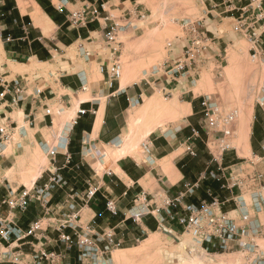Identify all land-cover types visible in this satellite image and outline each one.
Returning <instances> with one entry per match:
<instances>
[{
  "label": "crops",
  "instance_id": "obj_1",
  "mask_svg": "<svg viewBox=\"0 0 264 264\" xmlns=\"http://www.w3.org/2000/svg\"><path fill=\"white\" fill-rule=\"evenodd\" d=\"M56 1L58 6L55 4ZM33 2L40 7L45 23L53 28V32L55 28L57 30L62 28L64 30H76L70 32L75 37L72 42L59 39L58 43L52 44L50 42L51 37H49L52 34L51 30L48 29L50 35L46 36L34 25L31 17L33 12L31 5H27L26 10H23L17 0H0V14L2 15L0 18V80L11 82L26 75L19 73L15 75L13 71L9 70L10 63L16 64L17 68L28 66V64L20 61L19 57H24L29 62L34 61L39 65H44L53 61L55 53L58 54V48L61 46L66 49L76 47L77 51L73 56L66 57L61 62L60 67H58V79L53 74L50 75L55 81L48 84L47 93L38 97L35 90H40V87L35 83L29 90V92L34 93V98H27L18 104L11 102V96L0 100V121L7 122V124L16 122L18 124L17 120H19L26 132L27 126H29L30 130L34 131L32 138L26 133L29 141H36L39 144V139L45 144V148L48 146L55 148L69 140L67 146L58 149L56 160L51 162L52 167L48 173L42 174L33 183L32 188L42 186L53 173L64 176L70 175L69 177L66 176L71 183L67 180L68 188L59 189L54 193L52 204L59 208L65 204L67 197L71 194L68 191L74 190L71 185L77 186L73 179L78 180V176L88 167L91 170H88L89 175L81 178L84 190L80 195H77L78 199H76L80 209L81 226L83 228L92 227L94 233L113 230L115 242L120 245L130 241H139V238L133 234L134 230L143 236L153 233L154 229L161 230L162 228L173 235L182 233L184 227L178 219L171 220L165 212L162 213V216L156 213L154 216L146 215L148 208L140 206V203H143V198L146 197L149 207L151 206L153 209V203L158 194L176 197L185 190V184L194 185L198 182H200V187L186 199L187 203L200 205L203 201L210 200L209 193L211 192L213 196L219 197L221 201L225 202L223 210L229 213L232 218L237 219L242 212L247 211L253 223L262 225L264 228V212L256 213L254 211L250 199L251 192L247 191L242 195L246 201V207H244L237 189L233 191L222 190L221 183L209 177L200 181L210 171H217L219 166L238 174L241 170L243 178L247 179V171H244V163L241 162L238 152L230 158L223 152L219 160L215 161L217 162L215 165L210 155H208L207 161L201 162L202 151L199 149V144H194L196 156L193 157L185 153L186 150L183 147H185L186 142L196 136L195 129L192 127V117L197 114L196 111L201 105L202 99L208 96L209 89L198 90V60L195 71L191 70L185 78L174 82L167 77L166 70L173 67L177 62L183 61L186 57V51L190 47L184 31V37H179L175 42H170L171 46L168 44L166 59L156 72H144L142 73L143 78L133 83H122L119 80L111 88L106 83L105 74L101 71V66L110 62V56L102 43L103 33L108 28L102 23L104 19L98 22H90L80 29H74L69 23V12L72 10L71 8L77 6L76 2L72 0H33ZM245 4H247V0H234L232 4H227L230 11L236 12L232 13V17L229 19L235 20L240 13L239 9ZM62 8H65L64 12ZM212 12L208 10V13ZM202 24L205 26L203 22ZM134 26H130V28L132 27L131 30H138V27ZM211 45L217 47L216 43ZM124 50L123 44L122 54ZM84 52H88L89 57ZM2 90L0 83V91ZM155 90L160 91L164 96L171 93L170 97L178 95L187 99L183 103L184 115L181 117L185 125L175 130L161 132L158 129L151 132L149 138L152 140L150 139L148 143H150L152 152L147 157L144 154H138L130 147L123 148V136L130 124L127 113L135 103L144 101L145 98H151ZM59 91L67 93L53 97L47 96V94H59ZM70 93L77 95L76 102H73ZM76 93H81L83 97ZM260 102L262 101L259 98L258 103L263 117L259 120L257 112H254L247 134L246 148L253 157V163L262 165L264 163V105H261ZM57 103L65 106L67 110L74 109L75 115L66 119L62 128L54 129L55 117L54 115L47 116L45 111L46 108H53ZM80 109L86 110L87 114L79 116L78 111ZM101 109H103V119L99 131L95 133L94 127ZM16 110L19 111V115L14 121L11 116ZM92 110L95 111V114ZM2 115L5 117L2 118ZM8 120L10 121L8 122ZM4 123L0 122V124ZM89 144L95 145L98 150L103 148V145L113 144L114 147H117V154L122 151H126V154L116 160L107 159V161L105 155L101 165L106 169L102 175L98 171L95 175L90 165L95 168L97 163L90 164V160H93L86 158L85 153ZM5 150L0 149V171L3 172L4 169H8L4 165L8 160L4 157ZM181 150L184 151L179 153ZM68 158H71L70 163ZM252 173L259 172L253 171ZM88 181L98 186L99 192L86 205L82 198L87 189H85L87 187L85 185ZM11 190L15 191L0 180V218L9 214L2 201L11 193ZM60 190H63L62 194H59ZM253 192H257L264 198V189H256ZM138 198L141 200L137 201ZM107 200L115 201L118 210L116 216L106 210ZM32 209H36L34 204L31 205L27 213L16 214L15 212L14 215L12 214L18 228L24 231L28 230L33 222L41 219L45 214L44 210L40 209L32 217ZM175 211L180 212L181 208L178 207ZM136 213H141L138 221L131 218ZM66 233L73 234V231L67 229ZM17 247L25 255L23 264H80L77 250L65 251L62 244L59 243V233L54 229L35 237H29L20 243L14 242L10 247L6 244L0 245V264H11V258L6 252L8 250L11 252ZM42 248L47 253L54 254V259L51 261L43 260L41 263L35 260V252H40ZM72 253L75 256H72Z\"/></svg>",
  "mask_w": 264,
  "mask_h": 264
},
{
  "label": "rangeland",
  "instance_id": "obj_2",
  "mask_svg": "<svg viewBox=\"0 0 264 264\" xmlns=\"http://www.w3.org/2000/svg\"><path fill=\"white\" fill-rule=\"evenodd\" d=\"M17 1L20 5V0ZM25 1L27 5L33 3V0ZM72 1L77 5L69 12V23L74 29L82 28L84 23L73 25L71 14L86 11L87 25L88 22H98L95 15H92L94 9L98 8H101L99 18L100 20L104 19L102 23L105 27H110L114 23L128 26V29L120 35V41L125 46L123 54L121 50L122 76L120 81L122 83H133L143 78L142 73L144 72H156L166 59L168 44L175 42L179 37H184L183 25L185 21L203 22L208 37L214 40L213 43H216L217 47L210 45L207 51L208 55L198 59V90L208 88V96L216 98L224 111L236 112V117L228 127L230 131L228 134L210 133L209 127L203 121L202 107L199 105L197 114L192 117V127L197 134L191 140L194 141V144H199V149L202 151L201 162L207 161L208 155H210L215 165L217 163L215 158L219 160L222 153L221 147L228 145L229 148L225 154L230 158L238 152L241 162L247 169H244L245 172L247 171L246 176L253 171L264 175V163L262 165L253 163V157L247 151V137L244 132V116L248 111L252 112L253 116L254 112H257L259 120L263 117L258 100L264 97V59H254L251 52L253 45L248 39L233 31L236 21L229 18L232 17V13L236 12L230 11L227 4H223V0ZM55 4L58 6L57 1ZM64 9L62 8L63 12ZM208 10L213 12L208 13ZM132 25L138 27V30L132 31V27L130 28ZM46 26L51 30L52 34L49 37H51L52 44L58 43L59 39L72 42L75 37L70 32L76 30H64L63 28L57 30L55 28L53 32L51 26L48 24ZM75 48L66 49L61 46L58 48V54L55 53L53 61L49 64L39 65L34 61L29 62L24 57H19L18 59L28 66L17 68L16 64L10 63L8 67L15 75L17 73L26 74L24 78L28 77L33 85L36 83L43 93H47L48 84L55 81L50 75L53 74L58 79V67L66 57L74 55L77 51ZM66 71L68 72V70ZM66 93L59 91V94H47V96L53 97ZM27 94L33 95V92L28 91ZM76 94L83 97L81 93ZM70 97L73 102H76L77 95L70 93ZM185 100L187 99L178 95L169 98L155 90L151 98H145L144 101L135 103L127 113L130 124L123 136V148L130 147L138 154L143 155L142 144L152 140L149 138L151 132L158 129L164 132L184 127L185 124L181 117L184 115L183 103ZM53 108L48 107L45 112L47 116L54 115V129L62 128L66 119L75 115L74 109L67 110L59 103ZM48 110L50 114H48ZM18 115L19 111L16 110L11 117L16 121ZM1 117L4 118L5 115ZM17 121L18 124L17 122L7 124V122L0 121L4 123L0 124V129L6 128L8 131L4 137L0 133V149H6L4 157L8 159L4 164L8 169H4V172L0 171V180L7 187L20 192L25 190V187L31 189L32 181L36 182L42 174L48 173L52 166L45 144L39 139V144L36 141H29L26 133L32 138L34 131L27 126L26 132L21 121ZM7 125H9L8 128ZM183 148L185 149V147ZM116 149L117 147L111 144L103 145L99 151L106 155V161L107 159L116 160L118 158ZM183 151L181 150L179 153ZM93 162L95 161L90 160V164ZM95 168L100 175L106 169L100 163H97ZM88 170L87 167V170L83 171V175L78 176V180L73 179L77 186L71 185L74 190L68 191V193H74L75 199H78L77 195H80L84 190L81 178L89 175ZM240 171V178H243ZM61 176L69 181L66 176L70 175ZM62 192L63 190H60L59 194ZM33 204L36 209H32V217L36 211L42 209L39 203L32 202L31 205ZM29 208L25 212L16 211V214L27 213ZM134 231L133 234L139 238V241L123 243L120 247L115 248L108 257V264H246L245 257L239 253H205L198 241L185 231L173 235L162 228L161 230L154 229L153 233L144 236L137 230ZM74 253L76 254V252ZM74 253L72 256H75Z\"/></svg>",
  "mask_w": 264,
  "mask_h": 264
},
{
  "label": "built area",
  "instance_id": "obj_3",
  "mask_svg": "<svg viewBox=\"0 0 264 264\" xmlns=\"http://www.w3.org/2000/svg\"><path fill=\"white\" fill-rule=\"evenodd\" d=\"M234 0H223L225 4H232ZM239 15L235 19L233 31L248 39L253 45L251 52L254 59H264V0H247V4L239 9ZM86 11H79L71 14V23L77 25L82 22L85 26L87 23ZM92 15L100 21L101 8L94 9ZM2 15L0 14V18ZM90 23V22H88ZM82 26V25H81ZM128 29V26L114 23L108 27L102 36L104 49L110 56V62L101 66L102 73L106 76V83L112 88L122 76L121 50L122 42L120 35ZM184 33L187 35L190 47L186 51V57L183 61L177 62L173 67L166 70L168 79L177 82L178 79L185 78L191 71H195L196 62L199 57H204L213 43V39L208 37L207 29L201 22L185 21L183 25ZM171 46V43H169ZM89 57L88 52H84ZM3 90L0 91V100L11 96V102L18 104L33 95H28V91L32 86L30 79L20 77L11 82H2ZM264 89V88H263ZM83 90L85 88L83 87ZM35 94L39 97L43 91L36 89ZM170 97L171 93H167ZM261 105H264V97L260 99ZM203 121L209 127V132L214 134H228L229 125L232 124L236 117V112H226L220 106L218 100L211 95L206 96L201 102ZM50 114V111H47ZM93 114L95 111L92 110ZM87 114V111L80 109L79 116ZM9 125H7V128ZM7 129L1 128L2 137L7 135ZM197 134V133H196ZM59 144L55 148L47 149V154L51 162H55L58 155V149L68 145ZM229 148L228 145L221 147V152H225ZM144 155L149 157L152 149L150 143L142 144ZM186 153L190 156H196L194 141L188 139L185 144ZM86 158H91L95 163L102 164L105 154L97 149L95 145H87L85 149ZM221 153V155H222ZM220 155V157H221ZM71 162V158H68ZM215 161H218L215 158ZM92 171L97 175V170L90 165ZM209 177L212 180L221 183L222 190L233 191L237 189L241 196V202L246 207V201L242 197L247 191L250 193V199L254 211L257 213L264 212V198L256 189H264V175L261 173H249L246 178H240L238 173L232 170H226L219 166L217 171H210L205 174L203 179ZM68 181L58 173L51 174V177L42 186L34 187L23 191H11V193L3 199L2 204L7 207L9 214L0 218V245L6 244L10 247L14 242L35 237L38 234L45 233L50 229H54L59 233V243L62 244L65 251L74 249L78 252V261L80 264H108V257L112 251L120 247L115 242V233L113 230L94 233V229L90 226L83 228L81 226L80 209L76 203L75 195L70 194L65 204L58 208L53 206L52 200L54 193L59 189L68 188ZM200 187L197 184H185V190L176 197H169L164 194H158L153 203L154 208L151 209L147 203L146 197L143 198L142 207L148 208L146 215L154 216L155 213L162 216L167 213L171 220L178 219L183 225L185 233L191 235L200 244L201 249L207 253H239L245 257L246 264H264V228L262 225L253 223L249 212L244 211L239 218H232L229 213L223 210L225 202L219 197H215L209 193L210 200L203 201L200 205L189 204L186 199L193 195ZM99 192L98 186L91 181L87 182V189L83 195V202L88 205L91 200ZM141 199L138 198L137 201ZM32 202H37L44 210V216L33 222L28 230L18 228L15 223L14 214L16 211L25 212ZM181 208L180 212H176V208ZM106 210L116 216L118 210L113 200H107ZM13 214V215H12ZM141 213L134 214L131 218L138 221ZM71 229L73 234H67L66 230ZM14 240V241H13ZM11 258V264H23L25 255L20 248L12 249L6 252ZM55 257L54 254L47 253L45 249L35 252L34 258L41 263L43 260L51 261Z\"/></svg>",
  "mask_w": 264,
  "mask_h": 264
},
{
  "label": "bare ground",
  "instance_id": "obj_4",
  "mask_svg": "<svg viewBox=\"0 0 264 264\" xmlns=\"http://www.w3.org/2000/svg\"><path fill=\"white\" fill-rule=\"evenodd\" d=\"M31 6L33 8V12L31 13V17H32V19L34 21V25L38 29H40V31L44 35H46V36L50 35V31H48V28L46 27V25L44 23L43 14L41 12L40 7L35 2H33ZM20 7H22L23 10H26L27 3H26L25 0H20ZM249 108H251V107H249ZM252 118H253V113L252 112H249V111L244 116V125H245L244 126V132H245L246 137L248 136L247 134L249 132V128H250V124L252 122ZM102 119H103V109H101L99 111V113H98V118H97V121H96L95 127H94V132L95 133H97L99 131V129H100L101 123H102ZM125 154H126V151H122V152H119L117 156L118 157H121V156H123ZM112 157H114V156H112ZM32 184H33V181H32Z\"/></svg>",
  "mask_w": 264,
  "mask_h": 264
}]
</instances>
